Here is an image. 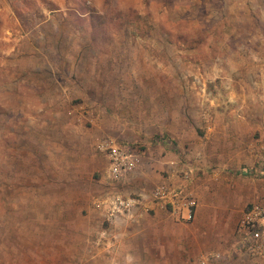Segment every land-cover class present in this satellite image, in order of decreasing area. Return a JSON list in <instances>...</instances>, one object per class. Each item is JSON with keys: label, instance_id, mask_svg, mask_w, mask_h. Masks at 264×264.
Returning <instances> with one entry per match:
<instances>
[{"label": "rangeland", "instance_id": "374dc122", "mask_svg": "<svg viewBox=\"0 0 264 264\" xmlns=\"http://www.w3.org/2000/svg\"><path fill=\"white\" fill-rule=\"evenodd\" d=\"M106 137L167 139L200 187L175 252L152 231L113 264H264L235 232L264 207V0H0V264H92L119 232L92 207Z\"/></svg>", "mask_w": 264, "mask_h": 264}, {"label": "built area", "instance_id": "2783aa9c", "mask_svg": "<svg viewBox=\"0 0 264 264\" xmlns=\"http://www.w3.org/2000/svg\"><path fill=\"white\" fill-rule=\"evenodd\" d=\"M95 151L106 160V178L112 184L133 174L142 165L143 157L128 144L115 138L99 140ZM178 196L176 191L164 187L154 188L148 196L141 193L124 195L112 191L95 198L92 207L100 213L103 222L112 227L123 220L133 221L139 213H149V202L172 204ZM184 200L186 202L183 207H176L171 214L179 222H191L197 202L190 191L185 194ZM263 222L264 207L253 204L243 212L235 231L240 247L248 255L261 260H264V231L261 230ZM220 261V254L209 252L201 255L197 264H219Z\"/></svg>", "mask_w": 264, "mask_h": 264}, {"label": "crops", "instance_id": "0c3cea01", "mask_svg": "<svg viewBox=\"0 0 264 264\" xmlns=\"http://www.w3.org/2000/svg\"><path fill=\"white\" fill-rule=\"evenodd\" d=\"M131 139H133V136ZM135 140L139 141L140 139H134V141ZM158 142V146L155 147L146 145V156L142 159V165L136 172L114 184L105 181V184L108 185V189L105 192L116 191L124 195L141 193L148 196L154 188L164 187L176 191V193L179 194L178 199L172 204L149 202V213L137 214L134 219V221L138 220V218L140 219L137 224H133L127 220L117 223L114 227L118 225L119 232L109 238L105 243H102V247L90 255L89 260L93 261L92 264H96L97 262L100 264L102 259L103 262L110 261V263L113 264V262H125L126 259L129 260L133 258L127 252V247H125L128 242H131V237H140L144 240L146 237L148 238L150 236L152 231L164 233L167 229L168 232L171 233L172 229L173 236L171 245L174 252L176 251L177 239L175 229L177 226V219L171 212L176 207H183V204L186 202L184 196L188 191L196 197V195H198L196 192L200 193V187L196 186V184L194 185L195 187L192 188L186 186L191 180V172L177 163L178 158L175 152L169 150L171 149L169 145L170 141L165 138H160ZM198 207L197 203L194 221L197 215L199 214L200 216L201 213V210H197ZM208 225H210V229L213 227L211 221ZM214 228L217 227L215 226ZM115 231H117V228H115ZM215 233V236L218 237L222 233V230L220 232L214 231V234ZM125 234H127V236L129 235L128 239L125 238ZM210 235L211 234L208 232V236ZM102 253H106L107 255ZM103 262H101V264Z\"/></svg>", "mask_w": 264, "mask_h": 264}]
</instances>
